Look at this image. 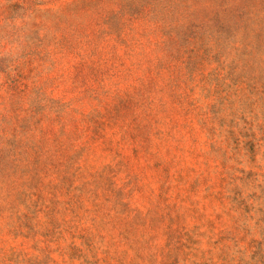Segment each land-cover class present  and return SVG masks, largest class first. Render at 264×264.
Returning <instances> with one entry per match:
<instances>
[{
	"label": "rangeland",
	"instance_id": "374dc122",
	"mask_svg": "<svg viewBox=\"0 0 264 264\" xmlns=\"http://www.w3.org/2000/svg\"><path fill=\"white\" fill-rule=\"evenodd\" d=\"M0 264H264V0H0Z\"/></svg>",
	"mask_w": 264,
	"mask_h": 264
}]
</instances>
